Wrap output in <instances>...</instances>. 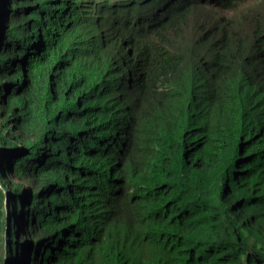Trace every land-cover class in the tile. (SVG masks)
Masks as SVG:
<instances>
[{"label":"trees","instance_id":"16d2710c","mask_svg":"<svg viewBox=\"0 0 264 264\" xmlns=\"http://www.w3.org/2000/svg\"><path fill=\"white\" fill-rule=\"evenodd\" d=\"M210 7L0 0V264H264V17Z\"/></svg>","mask_w":264,"mask_h":264},{"label":"rangeland","instance_id":"374dc122","mask_svg":"<svg viewBox=\"0 0 264 264\" xmlns=\"http://www.w3.org/2000/svg\"><path fill=\"white\" fill-rule=\"evenodd\" d=\"M262 1L263 0H243L238 5L236 11L233 12V13H229V14L232 15L233 18H236L237 20H241L245 24H250L252 22V20L249 18L248 13L251 10H254L256 12L262 11L263 10ZM205 3H208V2L205 1ZM210 5H212V7H210V8H213V9L216 10V13H213V18L215 19L216 23L221 24L220 20H224L225 21V20H227L229 18V15L224 10H222L220 8L221 7L220 5H217L215 2H213V4H210ZM224 29H225L226 32L229 31V28L223 25V30ZM114 70L115 71H119L120 68L116 67ZM248 84H249V82L245 83V85H248ZM10 88H12L11 85H10ZM252 90L255 91V92H257V91L262 92V89H261V86H260L259 83H254L253 87H252ZM172 93H173V97H174V96H176V95H178L180 93V90H174ZM262 93H264V92H262ZM17 149H19V150H17L18 153H23L22 150H24L25 147L18 146ZM8 150L11 152V149H8ZM128 159H130V156H128L126 158V161ZM140 169L142 170L141 167H140ZM126 170L127 169H125V172H126ZM121 173H122V175H121L122 177H126L127 178L128 174H129V171L127 170V174H125L120 169V172H118L117 174H121ZM114 176H115V174L113 175V179H114ZM130 182L133 185L140 184V180L135 178V177H131L130 178ZM113 184H114V182H112V185ZM113 187H115V186H113ZM0 188L5 190V193H6L7 197H8V203H6V208H7L6 211H7V215L9 216V219L7 220L8 226L12 227V228H10V230H17L18 229L17 233L21 232L20 227L22 225V221H20V217L18 215V213L20 211H18V209L15 210L16 207L12 204V201L14 200L15 197L19 198V199L21 197H22V199H24L26 197L25 192H23L24 188L19 186V187H17V190L15 191V189H12L9 186H6V185H4L2 183H0ZM137 193L140 195L141 198L145 197V195H146V192L144 193L141 190H137ZM1 209H3V208H1ZM106 210L109 212V215L112 214V209L111 208L110 209H106ZM130 221H131V218H130L129 214L127 213L126 219L124 221L122 219H121V222L117 221V220H114V223H116L121 228H124L125 232L128 234V236L125 237V240H124L123 254L132 256V254L135 253L134 251H135V247H136L135 245H133V242L136 239V238H133V233L137 237L138 234H139V231H138L136 225L130 223ZM140 225H141V223L139 222L138 223V227H140ZM5 241L9 245H12L13 242L15 241V239L12 238V235L9 234V231H8V234L6 236ZM123 264H126L125 259H124Z\"/></svg>","mask_w":264,"mask_h":264},{"label":"clouds","instance_id":"9594fccd","mask_svg":"<svg viewBox=\"0 0 264 264\" xmlns=\"http://www.w3.org/2000/svg\"><path fill=\"white\" fill-rule=\"evenodd\" d=\"M205 1L208 2L209 4H213V2H215L217 5H220V6H221L220 8H221L222 10H224V11L229 15V18H228L227 20H225V22L228 24L231 33L234 32V31H236L237 29L241 28V29H246V30H248V31L253 35L251 29H252V25H253L254 22H253L252 18L249 16V14H250V15H251V14H256V15H259V16H261V17H264V0L262 1V3H263V10H262V11H260V12H256V11H254V10H251V11L248 13L249 18L252 20V22H251L250 24H245V23L242 22L241 20H237L236 18H233L232 15L229 14V13H233V12H235L236 9H237V7H238V5H239L243 0H241L240 2H238V3L235 5L234 10H230V11H229V10H225V9H223L222 0H201V2H205ZM230 19L232 20V23H228ZM129 20H130V19H129ZM229 24H230V25H229ZM202 78H203V77H202ZM206 81H207V79H204V80L202 81V85H201L199 88H202ZM246 82H249V84H248V85H245V86H246V87H247V86H250V92H251V94H259V93L264 92V89H263V87H262V85H261L260 83H259V84H260V86H261L262 92H259V91L255 92V91L252 90V87H253V84H254V83H257V82H251L248 78H245V83H246Z\"/></svg>","mask_w":264,"mask_h":264}]
</instances>
